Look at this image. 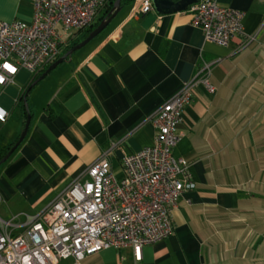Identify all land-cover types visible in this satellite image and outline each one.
Wrapping results in <instances>:
<instances>
[{"label":"crops","instance_id":"1","mask_svg":"<svg viewBox=\"0 0 264 264\" xmlns=\"http://www.w3.org/2000/svg\"><path fill=\"white\" fill-rule=\"evenodd\" d=\"M215 1L243 13V34L228 46L205 41L187 9L132 16V2L27 91V133L0 164V218L17 225L13 233L102 152L119 177L124 155L154 143L156 110L212 62L215 91L194 87L172 149L196 184L170 212L173 234L139 258L129 246L107 247L81 264H264V0ZM31 16L30 0H0V20ZM32 77L21 69L0 85V154L23 129Z\"/></svg>","mask_w":264,"mask_h":264},{"label":"built area","instance_id":"2","mask_svg":"<svg viewBox=\"0 0 264 264\" xmlns=\"http://www.w3.org/2000/svg\"><path fill=\"white\" fill-rule=\"evenodd\" d=\"M30 22L0 20V85L12 83L21 69L39 73L57 59L66 36L92 24L108 0H30ZM153 0H134L132 16L153 9ZM192 25L205 41L228 46L243 34V13L199 0L188 6ZM252 38V37H251ZM250 38V39H251ZM212 62H203L181 89L154 113V143L121 159V175L102 152L43 210L28 220L19 233L11 219L0 218V264H81L107 247L129 246L140 257L141 248L174 232L171 210L183 194L195 188L189 162L172 149L194 87L209 93ZM7 113L0 110V121Z\"/></svg>","mask_w":264,"mask_h":264},{"label":"water","instance_id":"3","mask_svg":"<svg viewBox=\"0 0 264 264\" xmlns=\"http://www.w3.org/2000/svg\"><path fill=\"white\" fill-rule=\"evenodd\" d=\"M121 0H115L111 9L109 12L106 14V16L96 25L89 33L87 36L78 42L77 44H74L71 46L64 54H62L60 57H58L56 60L51 62L41 73L40 75L30 84V88L35 85L38 81H40L42 78H44L51 70H53L58 64L65 62L69 60L70 56L72 55L73 52L77 51L78 49L82 48L85 46L89 41H91L93 38H95L110 22L111 20L115 17V15L119 12L121 5H120ZM199 0H153V9L155 12L159 14H166V13H173V12H178L182 10H186L187 7L193 3L198 2ZM27 93V92H26ZM26 93L25 96L23 97V101L26 107V119L24 122V126L22 131L20 132L17 140L15 143L10 147V149L0 158V164L3 163L8 159V157L11 155V153L17 148V146L20 144V142L23 140L25 137L28 127H29V122H30V114L27 110V104H26Z\"/></svg>","mask_w":264,"mask_h":264},{"label":"trees","instance_id":"4","mask_svg":"<svg viewBox=\"0 0 264 264\" xmlns=\"http://www.w3.org/2000/svg\"><path fill=\"white\" fill-rule=\"evenodd\" d=\"M115 0H108V2L106 3V5L104 6L103 8V13L102 15L100 16L99 19H97L96 21H94L91 25L81 29V30H78L77 32L80 34L79 37L77 38H72L70 41H69V44L67 43L65 45V47L63 48L62 52L58 55V57H60L62 54H64L71 46H73L74 44H77L78 42H80L81 40H83L87 34L89 33V31H91L96 25H98V23L106 16V14L109 12V10L111 9L113 3H114ZM133 2V0H121L120 1V5L121 7L122 6H125V5H130L131 3ZM57 57V58H58ZM49 64H47L46 66H44V68L39 72V73H36V74H33V77L31 79V81L29 82V84L27 85L25 91L22 93L21 95V99L22 97L25 95V93L30 89V84L40 75V73L48 66ZM9 149V148H8ZM4 153L5 150H4ZM4 154H0V158L3 156Z\"/></svg>","mask_w":264,"mask_h":264},{"label":"rangeland","instance_id":"5","mask_svg":"<svg viewBox=\"0 0 264 264\" xmlns=\"http://www.w3.org/2000/svg\"><path fill=\"white\" fill-rule=\"evenodd\" d=\"M102 10H103V9H101V10L98 12V14L96 15V18L94 19V21H96L97 19L100 18V16H101L102 13H103ZM94 21H93V22H94ZM113 21H114V20H113ZM113 21H112V22H113ZM93 22H92V23H93ZM112 22H111V23H112ZM111 23H110L107 27H109V26L111 25ZM107 27H106V28H107ZM86 45H87V44H86ZM83 47H84V46H83ZM83 47H82V48H83ZM115 172L118 174V172H117L116 170H115ZM250 225H251V224H250Z\"/></svg>","mask_w":264,"mask_h":264}]
</instances>
